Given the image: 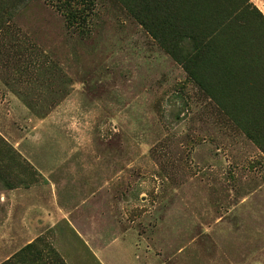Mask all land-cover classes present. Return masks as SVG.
Instances as JSON below:
<instances>
[{"label":"rangeland","instance_id":"374dc122","mask_svg":"<svg viewBox=\"0 0 264 264\" xmlns=\"http://www.w3.org/2000/svg\"><path fill=\"white\" fill-rule=\"evenodd\" d=\"M261 78L264 0H0V263L264 264Z\"/></svg>","mask_w":264,"mask_h":264},{"label":"trees","instance_id":"16d2710c","mask_svg":"<svg viewBox=\"0 0 264 264\" xmlns=\"http://www.w3.org/2000/svg\"><path fill=\"white\" fill-rule=\"evenodd\" d=\"M230 19L231 15L228 17V24ZM259 80H263V78ZM235 114H237V112L233 113V115ZM37 251L34 243L31 242L0 264H66L51 248H47L44 254Z\"/></svg>","mask_w":264,"mask_h":264}]
</instances>
